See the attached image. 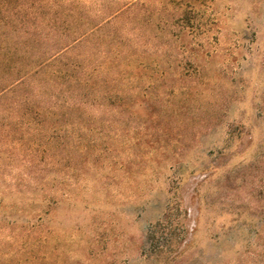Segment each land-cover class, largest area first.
I'll return each mask as SVG.
<instances>
[{
	"label": "rangeland",
	"instance_id": "374dc122",
	"mask_svg": "<svg viewBox=\"0 0 264 264\" xmlns=\"http://www.w3.org/2000/svg\"><path fill=\"white\" fill-rule=\"evenodd\" d=\"M18 11L0 13V47L30 74L0 100V135L18 139L0 143V264H264V0H67ZM100 25L105 45L121 39L147 69L118 87L124 108L58 91L57 65L32 72ZM97 38L85 46L92 61ZM24 100L72 105L56 139ZM35 226L30 242L23 234Z\"/></svg>",
	"mask_w": 264,
	"mask_h": 264
},
{
	"label": "trees",
	"instance_id": "16d2710c",
	"mask_svg": "<svg viewBox=\"0 0 264 264\" xmlns=\"http://www.w3.org/2000/svg\"><path fill=\"white\" fill-rule=\"evenodd\" d=\"M59 1L67 0H0V13L6 12L5 19L8 20L18 15V8L20 7L31 10L36 2L43 5H49ZM27 15L28 17L31 16L29 13ZM1 22H3V20H1ZM104 27V25H100L93 28L88 33H84L67 49L55 55L48 62L41 64L36 71H32L33 74L37 75L41 73V71L43 72L46 69H49V67L57 65L50 71L49 80L57 85V88H59L58 91L65 88L62 92L72 93V91L75 92L76 90V92L87 97L99 93L105 101H119L120 107L124 108L125 104L122 103V93L118 91V87L124 80H127L130 86H133L137 79L144 77L142 71H147V69H144V67L138 62L136 53L129 52L126 54L121 49L123 46L121 39L116 37L117 45L113 47L105 45L108 36L103 33ZM93 37H98L95 44L97 47L102 48L98 58L94 61H92L90 52L85 49V46L92 43L91 40ZM69 49L70 52H67ZM21 58L22 57L17 55V53L13 52L11 49L9 50L5 45L0 47V71H3L2 77H0V83L4 84L7 81L11 82L10 84L1 87L0 100L8 95H14V93H17V89H19V87H21V85H23L30 77L29 73H24V71L17 69V65L22 62ZM3 65H5L3 67L4 70H1ZM139 68L141 69L139 71L140 73H138ZM12 72L13 75H9ZM24 101V109L26 110L24 113L27 115L32 114L37 117V126L39 127V130L44 131L49 129L53 133V135L50 136L49 141L56 139V133L64 127L62 123H60L62 122V118L71 116L73 111L72 105L68 103L59 107H45L43 103H36L28 107L27 100ZM22 108V106L17 107V105H14V110L12 111L17 115V113H19L18 109ZM48 117L55 119V122L48 124ZM71 126L73 125L69 124L65 129L68 131ZM7 140L14 141L9 136V133L7 136L0 135V143L6 142ZM14 142L17 143L18 139ZM37 142L38 141H33V144H37ZM46 146L44 147H46L47 151H50L51 144L47 143ZM68 185V183H64L63 185L66 191L70 190ZM54 187L55 185L50 186V189L53 190ZM156 234L155 229L151 230L149 239H156ZM23 237L29 239L30 242H37V226L24 233Z\"/></svg>",
	"mask_w": 264,
	"mask_h": 264
}]
</instances>
